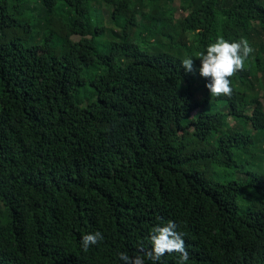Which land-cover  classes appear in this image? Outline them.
Segmentation results:
<instances>
[{"label":"trees","instance_id":"obj_1","mask_svg":"<svg viewBox=\"0 0 264 264\" xmlns=\"http://www.w3.org/2000/svg\"><path fill=\"white\" fill-rule=\"evenodd\" d=\"M30 1L0 0V264H123L169 220L186 264H264V0ZM219 36L254 49L231 96L199 74Z\"/></svg>","mask_w":264,"mask_h":264},{"label":"clouds","instance_id":"obj_2","mask_svg":"<svg viewBox=\"0 0 264 264\" xmlns=\"http://www.w3.org/2000/svg\"><path fill=\"white\" fill-rule=\"evenodd\" d=\"M253 51L249 41L243 37L229 41L219 36L215 42L206 46V52L198 56L200 59L199 74L210 81L206 87L211 95H232L233 87L230 78L238 71L244 70L245 61ZM181 66L185 72H193V57L183 59ZM177 228L178 225L171 220L163 225H157L149 237L150 248L145 250L141 243L143 256L132 257L120 251L118 252L119 259L123 264H145L146 257L152 264H157L164 255L178 253V264H186L189 253L185 247L184 233L177 231ZM103 240L104 235L100 231L84 234L81 237V247L86 252L91 246L98 245Z\"/></svg>","mask_w":264,"mask_h":264},{"label":"rangeland","instance_id":"obj_3","mask_svg":"<svg viewBox=\"0 0 264 264\" xmlns=\"http://www.w3.org/2000/svg\"><path fill=\"white\" fill-rule=\"evenodd\" d=\"M30 2H31L30 3V8H31L30 13H32V15L33 14L40 15V17L44 18V16H41V14H44L41 0H31ZM173 6H174L175 11L178 14V17L186 13L180 1L177 0ZM96 9L101 12V15L103 16V20H104V23L106 24V27L109 28V26H112L108 18L111 7L107 5L106 3L100 1L98 2ZM45 34L46 33L42 31L41 34L35 36L36 44L39 45L40 48L43 47V39H44ZM107 37H109V35ZM76 40H79V38H76ZM203 97H204V93L202 91L198 92L197 98L201 99ZM200 110L201 108H197L195 111L192 112V116H195ZM230 121L233 124L235 123V121L232 118H230Z\"/></svg>","mask_w":264,"mask_h":264}]
</instances>
